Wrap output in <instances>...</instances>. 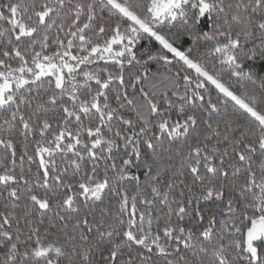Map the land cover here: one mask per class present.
<instances>
[{
	"label": "snow or ice",
	"instance_id": "snow-or-ice-1",
	"mask_svg": "<svg viewBox=\"0 0 264 264\" xmlns=\"http://www.w3.org/2000/svg\"><path fill=\"white\" fill-rule=\"evenodd\" d=\"M0 264H264V0H0Z\"/></svg>",
	"mask_w": 264,
	"mask_h": 264
}]
</instances>
